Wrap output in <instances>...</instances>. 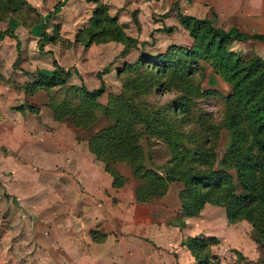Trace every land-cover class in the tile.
Returning <instances> with one entry per match:
<instances>
[{"label":"rangeland","instance_id":"374dc122","mask_svg":"<svg viewBox=\"0 0 264 264\" xmlns=\"http://www.w3.org/2000/svg\"><path fill=\"white\" fill-rule=\"evenodd\" d=\"M58 1L0 0V32L10 28L19 43L16 50L13 39L0 40V264H197L184 244L191 236L213 237L203 251L208 264H264V232L258 222H228L223 208L210 204L194 216H181L178 182L169 183L161 197L138 201V181L120 163L115 168L125 182L112 187L102 158L87 148L95 132L112 125L111 118L97 110L84 128L75 127L69 115L53 119L46 92L31 90L37 76L28 74L52 69L50 55L36 46L45 23L49 40L43 49L63 68L74 67L88 90L99 85L96 73L108 65L101 75L104 92L97 98L106 105L109 95L120 92L118 71L125 64L155 58L169 47L192 46L177 10L212 20L214 14V26L243 33H264V16L230 15L228 9L219 15L216 0H67L45 20ZM115 31L137 43V49L118 57L123 44L114 38ZM227 48L264 60L259 41L229 42ZM203 66L200 87L227 94L229 86ZM79 83L72 74L64 87L51 92L70 99L65 87L71 91ZM174 95L173 90L151 92L146 100L162 104ZM196 107L215 120L223 108L217 97L198 99ZM229 139V132L220 129L217 169ZM141 145L147 166L160 167L169 158L160 140L143 139Z\"/></svg>","mask_w":264,"mask_h":264},{"label":"trees","instance_id":"16d2710c","mask_svg":"<svg viewBox=\"0 0 264 264\" xmlns=\"http://www.w3.org/2000/svg\"><path fill=\"white\" fill-rule=\"evenodd\" d=\"M66 1L56 2L45 20L58 13ZM176 16L188 29L192 46L169 47L155 58H139L125 64L118 71L120 92L109 95L106 105H100L97 98L104 92L101 75L108 72V65L96 73L99 85L88 90L74 67L63 68L49 50L43 49L49 36L42 23L36 46L39 52L50 55L52 69L29 72L37 76L30 89L42 88L46 92L47 106L55 120L69 115L75 127L84 128L93 122L97 110L111 118L112 125L95 132L87 140V148L95 157L102 158L112 187L119 188L125 182L115 168L120 163L138 181L134 192L138 201L161 197L169 183L178 182L182 185L177 194L181 216H194L205 204H210L223 208L228 222L256 221L264 232V60L243 57L227 48L229 42L264 44V33L218 28L213 25L214 14L213 20L183 15L178 10ZM91 20L96 21L94 15ZM115 32L114 38L123 44L118 57L131 48L137 49L132 39ZM5 37L16 42L17 50L19 43L10 28L0 32V40ZM203 64L229 86L227 94L200 87L197 77L200 79L204 74ZM72 74L80 83L71 86V91L65 87L71 98L54 96L51 90L64 87ZM169 90L175 95L165 103L152 104L146 100L151 92ZM206 97H217L222 103L218 120L197 109L196 100ZM220 129L228 131L230 139L221 156V168L217 169L215 145ZM151 138L160 140L169 153L160 167L145 163L148 157L141 140L148 142ZM89 234L96 240L94 232ZM206 240L194 236L184 240L197 264L210 261L207 253H203Z\"/></svg>","mask_w":264,"mask_h":264},{"label":"crops","instance_id":"0c3cea01","mask_svg":"<svg viewBox=\"0 0 264 264\" xmlns=\"http://www.w3.org/2000/svg\"><path fill=\"white\" fill-rule=\"evenodd\" d=\"M216 5L219 15L228 9L230 15L264 16V0H216Z\"/></svg>","mask_w":264,"mask_h":264}]
</instances>
